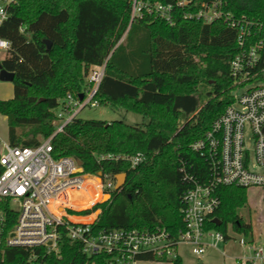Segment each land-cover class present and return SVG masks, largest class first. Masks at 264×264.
Wrapping results in <instances>:
<instances>
[{
    "label": "trees",
    "instance_id": "1",
    "mask_svg": "<svg viewBox=\"0 0 264 264\" xmlns=\"http://www.w3.org/2000/svg\"><path fill=\"white\" fill-rule=\"evenodd\" d=\"M221 1L226 12L252 25L247 48L264 42V0ZM130 23L129 0H20L0 29V36L11 43L0 64L15 74L14 98L0 100V114L8 118L12 147L36 148L42 144L40 138L54 136V159L80 161L88 175L103 173L115 179L127 174L121 191L82 213L101 211L97 230L166 229L176 235L184 227L181 211L191 186L189 176L201 183L210 178L208 164L192 146L234 103V93L255 78L243 83L232 74L231 64L242 52L239 28L195 21L170 26L153 16ZM44 41L52 43L50 51ZM262 58L264 67V54ZM103 66L105 75L94 101L139 114L147 123L131 126L75 117L56 134L57 112L64 101L69 95H84L91 71ZM108 155L120 159H102ZM137 156L143 161L133 167L131 159ZM247 192L218 189L221 205L208 228L222 233L225 242L230 239L229 226L253 240L252 225L241 215ZM141 258L182 264L180 256ZM28 259L23 249H0V264ZM42 262L105 264L86 255L82 245L65 234L58 255H42Z\"/></svg>",
    "mask_w": 264,
    "mask_h": 264
},
{
    "label": "built area",
    "instance_id": "2",
    "mask_svg": "<svg viewBox=\"0 0 264 264\" xmlns=\"http://www.w3.org/2000/svg\"><path fill=\"white\" fill-rule=\"evenodd\" d=\"M20 0H0V29L9 18V10ZM131 24L146 16L175 26L182 21L207 25L224 23L240 29L242 48L231 64L233 77L247 85H255L242 94L234 93V103L212 125L206 137L192 146L208 164L210 178L201 183L189 176L190 188L183 196L184 227L176 235L166 229L155 232L110 229L99 231L94 219L82 222L77 214L93 210L104 196L111 198L116 181L108 175H88L73 158L54 159V138L43 141L36 148L12 147L3 144L0 153V249L18 248L29 252L27 263L43 264L42 255H58L63 234L79 243L89 257L102 259L105 264H154L141 256L176 259L180 244L191 247L192 254L202 258L208 248L225 242L222 233L211 230V216L221 205L220 187L264 190V67L261 61L264 42L246 47L251 24L226 12L221 0H129ZM24 33V30H21ZM11 43L0 36V53L9 54ZM105 67L94 68L88 79L89 90L84 100L71 95L64 101L58 119L72 117L57 126L56 134L88 105L99 106L94 97L105 75ZM245 85L244 87H246ZM242 87V88H244ZM241 88V89H242ZM240 90V89H239ZM1 145V141H0ZM102 159H117L111 155ZM143 161L141 156L131 159L133 167ZM95 182L100 198L88 209L78 210L74 195L84 193L88 181ZM18 208L15 209L13 206ZM240 244L249 246L252 262L264 264V246L257 248L242 238ZM169 264V263H167Z\"/></svg>",
    "mask_w": 264,
    "mask_h": 264
},
{
    "label": "rangeland",
    "instance_id": "3",
    "mask_svg": "<svg viewBox=\"0 0 264 264\" xmlns=\"http://www.w3.org/2000/svg\"><path fill=\"white\" fill-rule=\"evenodd\" d=\"M126 37V36H125ZM124 37V38H125ZM6 55L0 53V62L5 59ZM13 83L1 82L0 81V96H6L11 93ZM255 85H247L246 87L238 90L236 94H242L253 88ZM62 109H60L57 114H60ZM71 115H65L64 119L61 120L59 125H62L66 120L72 117ZM81 120H97L106 122H116L124 121L131 126H144L147 123L141 115L127 112L123 109H115L110 106H91L88 105L76 116ZM1 139V138H0ZM40 141H46L40 138ZM3 142L1 141L0 153H2ZM264 172V170H262ZM116 181V178H115ZM108 196H104L101 203L109 201ZM15 209L18 207L13 206ZM92 211V210H86ZM82 212V213H84ZM77 214L78 220L94 219L98 216L99 210L93 211L90 215L85 216L84 214ZM241 215L247 223H250L253 228V240L254 246L257 248L264 246V190L263 189H251L247 192V203L243 210H241ZM216 231V230H215ZM228 235L231 237L226 243L220 242L217 244V248H208L206 254L202 258H197L192 254V249L186 244H180L177 248V255L182 259V264H229L228 262L235 264L233 259H251L253 257L252 251L249 246L243 247L240 244L242 238L246 236L234 233L231 226L228 227ZM246 240L250 241L248 238ZM154 264H167V263H154ZM255 264H262L261 262H256Z\"/></svg>",
    "mask_w": 264,
    "mask_h": 264
},
{
    "label": "bare ground",
    "instance_id": "4",
    "mask_svg": "<svg viewBox=\"0 0 264 264\" xmlns=\"http://www.w3.org/2000/svg\"><path fill=\"white\" fill-rule=\"evenodd\" d=\"M100 198V194L97 192L95 182L91 180L87 182V188L84 193H78L74 195V205L78 210L88 209L90 205ZM86 219L85 221H89ZM83 221V220H80Z\"/></svg>",
    "mask_w": 264,
    "mask_h": 264
},
{
    "label": "water",
    "instance_id": "5",
    "mask_svg": "<svg viewBox=\"0 0 264 264\" xmlns=\"http://www.w3.org/2000/svg\"><path fill=\"white\" fill-rule=\"evenodd\" d=\"M44 44L47 47V50L50 51L52 48V43L50 41H44ZM15 80V74L8 72L6 70L3 69L2 65L0 64V81L1 82H8V83H13ZM80 100L83 101L84 100V95H80ZM78 165L81 167L82 163L80 161H77ZM100 175H102V173H100ZM127 182V174H120L118 176H116V187H115V191H121ZM217 225L220 226L221 222L220 221H216Z\"/></svg>",
    "mask_w": 264,
    "mask_h": 264
},
{
    "label": "crops",
    "instance_id": "6",
    "mask_svg": "<svg viewBox=\"0 0 264 264\" xmlns=\"http://www.w3.org/2000/svg\"><path fill=\"white\" fill-rule=\"evenodd\" d=\"M12 86L13 87L11 89V93H9L6 96H0V100L7 101V100H11V99L14 98V85H12ZM0 138H1L0 141H2L3 144H9V125H8V118L6 116L1 115V114H0ZM2 152H3V149H2ZM230 239H231V237H230ZM224 243H226V242H224ZM210 248H212V247H210ZM213 248H217V247H213ZM233 260L235 261V264H247V263L255 264L256 263V262H252V258L251 259H246V260L239 259V258H235ZM228 263L229 264H232L230 262H228Z\"/></svg>",
    "mask_w": 264,
    "mask_h": 264
}]
</instances>
